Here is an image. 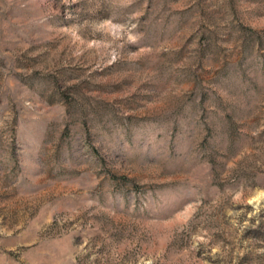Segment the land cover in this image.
<instances>
[{
    "label": "rangeland",
    "instance_id": "obj_1",
    "mask_svg": "<svg viewBox=\"0 0 264 264\" xmlns=\"http://www.w3.org/2000/svg\"><path fill=\"white\" fill-rule=\"evenodd\" d=\"M0 264H264V0H0Z\"/></svg>",
    "mask_w": 264,
    "mask_h": 264
}]
</instances>
